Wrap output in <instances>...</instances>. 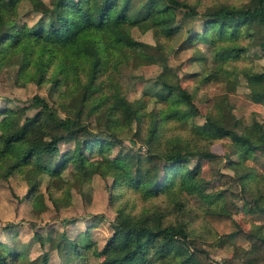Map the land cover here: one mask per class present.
Instances as JSON below:
<instances>
[{"label": "trees", "instance_id": "obj_1", "mask_svg": "<svg viewBox=\"0 0 264 264\" xmlns=\"http://www.w3.org/2000/svg\"><path fill=\"white\" fill-rule=\"evenodd\" d=\"M23 1L28 10L48 19L49 28L30 26L20 19L18 8ZM197 6L182 0H0V71L7 57L20 56L25 67L39 69V81L50 85L49 97L63 89L51 105L33 95L27 105L5 104L0 109L5 116L0 123V173L7 178L19 174L29 183L26 195L33 203L40 195L41 179L59 176L68 165L80 174L75 181L94 175L110 177L111 197L131 190L144 198L167 195L165 204L142 206L138 212L115 207L111 232L101 248L88 228L73 238L62 230L58 244L64 238L66 254L60 264L81 263L91 253L99 259L94 264H202L201 254L206 252L197 241H207L203 232L218 246L231 241V257L217 264L264 262V173L245 164L255 151L264 153V124L253 116L244 122L232 110L234 105L264 107V71H237L223 64L243 59L254 42L264 50V0H246L237 6L205 5L202 10ZM180 14L202 17L201 30L185 31L179 46L204 42L211 67L194 76L202 83H224L229 91L235 90L237 76H241L247 89L238 104L230 102L226 93L206 99L213 114L193 124L192 139L185 142L164 141L160 127L168 119L185 121L197 114L193 92L172 81V75L178 77L176 68L168 64L172 49L167 41L161 42L181 30ZM137 25L153 33L155 46L130 36L129 29ZM241 40L246 44H239ZM115 51L122 61L128 62L133 55L160 67L152 80L150 108L144 99L130 102L121 93L114 68L101 79ZM30 109H35L32 114H28ZM91 114L104 125L101 134L90 129ZM133 124L137 130L132 137L147 148L142 152L127 149L119 159H111L105 153L108 139H118V131ZM205 136L228 141L236 158L227 155L228 164L240 171L231 178L239 184L238 192L202 177V160L216 158L202 143ZM63 144L68 147L60 151ZM55 186L49 182L46 188L52 201H56ZM231 196L242 199L250 212L247 230L232 216L238 207ZM36 239L43 243L39 235ZM35 261L28 255L27 244L8 245L0 240V264ZM48 261L44 252L38 264Z\"/></svg>", "mask_w": 264, "mask_h": 264}, {"label": "rangeland", "instance_id": "obj_2", "mask_svg": "<svg viewBox=\"0 0 264 264\" xmlns=\"http://www.w3.org/2000/svg\"><path fill=\"white\" fill-rule=\"evenodd\" d=\"M44 1L48 2V0ZM182 1H186L189 4H197L198 10H202V7L205 5L214 6L219 5V3H229L237 6L246 2V0ZM28 6L26 1L21 2L18 8L20 19L30 26L43 24L46 28H49L48 19H43L40 14L28 10ZM201 18L191 16L181 17L180 14L178 25L181 26V30L175 31L168 39L161 40V42L167 41L166 45L168 49H172L168 56V64L176 68L175 70L178 75V77H173L172 75V81L178 82L180 86L187 88L190 93L193 92L194 102L197 107V114L185 121H178L177 119L164 121L163 125L160 126L164 131V141L167 138L178 140V142L192 139L190 129L193 124H200L205 116L213 114L206 99L226 93L230 96V102L238 104L241 95L247 92L241 76H237L236 88L233 91H229L224 83H202L197 76H194V73H198L202 69L208 70L211 67L210 58H207L208 54L205 44L203 41L197 40L192 43L194 46H186L184 48H180L179 46L183 39H185L183 37L185 31L192 33L194 29L201 30ZM129 30L130 36L133 39L135 38L155 46V38L148 28L144 30L141 26L137 25ZM239 44L244 45L246 42L241 40ZM195 56L203 58L195 60ZM133 57V55H130L129 61L125 62L122 61L120 54L115 51L110 58L111 64L106 67L107 71L102 75L101 79H104L107 72L114 68L113 75L120 81L121 93L125 94L130 102L144 99L150 108L152 103L149 101L150 104L148 100L151 98L149 93L152 92V80L160 73L161 69L151 64L147 58L137 59ZM24 63V60L20 56H10L5 59L0 71V109L6 106L5 104L14 108L27 105L31 102L33 95L45 99L50 105L53 99L60 97L61 94L59 93L63 90L62 88L61 91L53 92L49 97L50 85L39 81V69L36 67L34 69L32 67L27 68L24 66ZM223 64L230 68L235 67L237 71L245 69L264 71V50L254 42L247 47L243 59ZM189 74L190 77H187ZM72 84L71 88L73 90L75 83ZM35 109L28 110V114H32ZM232 110L244 122L253 116L264 124V107L262 105H250L247 108L234 105ZM4 117V115L0 114V123ZM87 123L90 125L93 133L101 134L100 132L104 129V125L97 122V117L93 114L89 116ZM136 130L137 124H133L131 128H121L118 131V139H108L109 147L105 152L106 155L110 156L111 159H119L127 149L142 152L147 148L140 139L132 137L133 132ZM140 130L143 131L142 129ZM130 138L134 139V146H131L129 142ZM164 141L162 140V143ZM202 143L208 145L209 151L216 156V158L210 161L202 160V177L214 185L219 184L220 187L229 186L232 190L238 192L239 184L232 181L231 178L235 179V176L240 171L237 172L228 164L227 155L232 159H236L235 155L229 150L228 141L225 139L214 140L205 136L202 138ZM67 147L68 145L63 144L60 151L65 150ZM245 164L255 168L258 172L264 173L263 151H255L253 157ZM2 174L1 172L0 240L5 241L8 245L27 244L28 255L36 258V264L39 263L40 257L44 252H47L49 256L48 264L61 263L60 258H64V254H66L65 249L62 248L64 238L58 244L59 234L62 230L66 237L73 238L77 233L88 228L89 236L96 241L97 247L101 248L111 232L110 221L114 217L115 207L123 205L125 209L129 208L138 212V209L142 206L165 204L167 198V195L164 193L152 198H144L139 191L132 190L122 192L119 197L115 195L111 197L110 185L112 181L110 177L101 178L98 175H94L80 181H75V179L80 177V174L74 171L71 165H68L59 176H52L49 180L46 179V176L41 179V184L38 187L40 195L38 194L36 202L33 203L32 199L26 195L29 183L23 180L19 174L8 178ZM49 182H53L57 186L63 185L62 188L57 186L52 187L54 188L53 193L56 196V201H52L47 194L46 188ZM115 190L118 191V188H115ZM231 200H234L238 207L237 211L231 212L232 216L235 217V220L242 229L247 230L250 226V212L248 208L243 205L242 199L231 196ZM199 219L200 217H198L196 225L199 224ZM64 220L71 222H65ZM12 224L13 226H11ZM8 226L11 227L8 228ZM36 235L40 236L42 244L36 239ZM203 236L206 237L207 241H197V244H201L206 252L201 254L202 264H217L216 261H220L224 257H231V241L225 243L223 246H218L213 244L211 237L206 236L204 232ZM98 260L91 253L81 263H77L76 261L72 264H94ZM222 264H228V262ZM261 264H264V262H261Z\"/></svg>", "mask_w": 264, "mask_h": 264}]
</instances>
